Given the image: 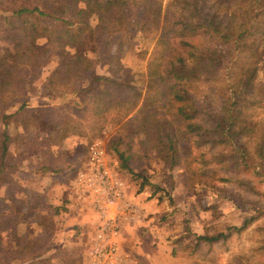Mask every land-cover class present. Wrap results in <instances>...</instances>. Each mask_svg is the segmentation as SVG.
<instances>
[{
    "label": "trees",
    "instance_id": "1",
    "mask_svg": "<svg viewBox=\"0 0 264 264\" xmlns=\"http://www.w3.org/2000/svg\"><path fill=\"white\" fill-rule=\"evenodd\" d=\"M163 1L0 0V189L1 176L11 168L7 120L14 113L29 114L22 121L17 145L39 160L33 170L40 174L50 149L59 146L61 124L67 126L72 119L64 117L61 108H30L27 100L36 90L38 73L56 53L58 66L40 86L41 96L69 101L77 114L89 107L91 131H100L106 110L117 107L116 123L141 132L168 166L190 156L189 142L194 138L197 146L212 151L205 164L234 173L231 180L240 189L259 193L251 178L264 176V122L251 119L248 110L264 106V79H257L264 68V0H168L165 5ZM137 36L155 40L143 95L132 86L120 61L123 46ZM98 63L107 67V75L97 74ZM200 84L216 94L217 106L204 100L203 107L193 97L191 87ZM136 109L135 117H129ZM46 129L54 137L43 146ZM120 142L116 139L111 149L128 169L129 157L117 148ZM7 175V192L0 198L4 222L0 231H8L11 241L0 235V259L50 264L43 239L32 237L31 212L41 196L14 182L9 171ZM147 184L143 178L138 192ZM154 188L150 197L159 190ZM163 191L173 204L169 192ZM6 201L17 202L21 211L11 215ZM256 212L264 214V206ZM253 219L234 231H242ZM230 234L196 236L195 247L224 241ZM258 250L264 254V248ZM55 255L59 264H80L73 255L51 254ZM235 260L252 264L244 256ZM256 264H264V258Z\"/></svg>",
    "mask_w": 264,
    "mask_h": 264
},
{
    "label": "rangeland",
    "instance_id": "2",
    "mask_svg": "<svg viewBox=\"0 0 264 264\" xmlns=\"http://www.w3.org/2000/svg\"><path fill=\"white\" fill-rule=\"evenodd\" d=\"M167 2L168 0H164V5ZM154 44L155 40L151 36H137L125 44L120 52V61L127 70L128 80L142 95L146 88L147 64ZM57 60V54H52L46 66L40 70L33 84L36 90L27 95L28 101L35 104L49 101L46 96H41L39 88L46 76L58 66ZM95 68L100 76L107 75V67L103 63L96 64ZM257 79H264V68L259 71ZM217 85L222 86V82H218ZM190 91L203 107L206 105L204 100L211 101L212 106L219 103L216 94L207 91V84H200L197 88L191 87ZM55 102L58 105H54L56 107L53 108L64 109L62 110L64 117L72 119L67 120V126L61 124L63 130L58 137L60 143L57 142L59 145L63 144L65 154L62 153L60 159L55 158L57 162L53 164L63 163L65 159L71 165L82 166L88 155V147L100 142L107 152L110 165L125 184L126 197L136 203L145 214L144 220L135 224L137 230L122 244L124 251L133 254L134 264H235L237 263L235 259L243 256L249 258L248 261L252 264L263 260V250L258 248H264V214H258L256 211L258 207L264 206V176L254 179L247 175L254 180L258 194L240 189L235 181L231 180L235 177L234 173L226 172L217 165L204 163L211 157L212 151L208 147L197 146L194 138L189 142L190 156L170 167L158 156L156 150L147 144L141 132L132 131L131 127L116 123L114 118L119 108L106 110L107 120L102 124V129L91 131L89 129L91 123L88 120L91 114L89 107L82 115L74 112L69 101ZM63 103L67 109L63 108ZM137 109L129 117H135ZM28 116L29 114L24 112H17L7 120V133L12 140L11 168H7V171L14 182L28 184L30 188L37 189L40 179L25 171L28 164L32 165L33 161L29 158L33 156L22 151L17 145L22 121L26 117L29 118ZM248 116L256 122H264V106L249 109ZM43 134L45 138L40 144L44 146L53 134L47 129ZM116 139L121 141L117 147L119 152H125L124 156L129 157L126 162L128 169L122 166L121 159L111 149ZM46 161L51 163L53 160L50 157ZM7 171L1 176L0 196H5L7 192ZM63 177L60 176L59 179ZM143 178L148 180L149 184L144 185L142 191L138 192ZM225 178H230L231 181ZM154 186L159 187V190L150 197L155 191ZM163 190L169 192L173 204L169 203ZM159 196H162L161 200L158 199ZM40 205L31 212L35 213L32 237L38 236L43 239L44 247L48 248L44 255L50 259L49 263L59 264L57 256L51 254L65 253L70 258L73 255L79 259L77 252L70 253L69 250L62 252L54 246L55 242L51 237L55 230V221L41 213ZM7 206L11 215L22 209L17 202L8 203ZM6 213L7 211L4 212ZM251 218L254 219L245 229L240 232L234 231V228L241 227L245 220ZM0 223H4L1 222V218ZM228 232L231 234L224 241L211 245L201 242L195 247L196 236ZM9 238L7 235L3 237L5 241L10 242ZM0 264L21 263L14 261L10 263L1 258Z\"/></svg>",
    "mask_w": 264,
    "mask_h": 264
},
{
    "label": "crops",
    "instance_id": "3",
    "mask_svg": "<svg viewBox=\"0 0 264 264\" xmlns=\"http://www.w3.org/2000/svg\"><path fill=\"white\" fill-rule=\"evenodd\" d=\"M29 104L30 108L56 107L54 105H58L54 100L46 101V103L39 102L36 104L29 101ZM14 111L15 109H13V112ZM53 149V151L50 149L47 154V156H50L53 161L51 163H47L48 161L44 162V173H38L39 169L37 171L33 170V164L36 165L39 160L34 161L35 157L29 158L33 162L32 165L28 164L25 171L31 176L33 175L40 179L37 189L30 188L31 186L28 184L20 185L27 190L37 191L36 193L41 195V213L47 217L53 218L55 221V230L51 237L54 239V246L58 250H69L70 253L77 252L81 264H95L91 259H89L88 252L93 241V236L96 233V230L93 229L98 224L97 215L92 206L77 199L71 189V180L73 179L75 173L81 169L84 164H82V166H80L81 164L79 166H74L68 163L65 159L63 163L58 165L55 163L53 164V162L56 161L55 158L60 159L62 153L65 152L62 143ZM40 171L42 170L40 169ZM60 176H64L63 179H59ZM6 203H8V201H6ZM141 211L143 212L142 209ZM135 230H137L135 225H133V227H127L122 230L116 238L117 252L124 255L132 264H134V256L133 254L124 251L125 249L122 247V244L126 241L128 236L133 235ZM0 235L2 237L5 235H7L8 238L10 237L8 231L1 230ZM37 238L40 239L41 237L37 236Z\"/></svg>",
    "mask_w": 264,
    "mask_h": 264
},
{
    "label": "built area",
    "instance_id": "4",
    "mask_svg": "<svg viewBox=\"0 0 264 264\" xmlns=\"http://www.w3.org/2000/svg\"><path fill=\"white\" fill-rule=\"evenodd\" d=\"M108 158L100 142L91 144L85 164L71 180V189L97 215L89 259L95 264H132L117 252L116 238L125 228L143 221L144 213L126 197L125 184Z\"/></svg>",
    "mask_w": 264,
    "mask_h": 264
}]
</instances>
